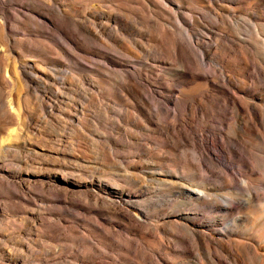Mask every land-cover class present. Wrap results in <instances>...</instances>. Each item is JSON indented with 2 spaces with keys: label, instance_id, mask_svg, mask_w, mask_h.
Segmentation results:
<instances>
[{
  "label": "rangeland",
  "instance_id": "rangeland-1",
  "mask_svg": "<svg viewBox=\"0 0 264 264\" xmlns=\"http://www.w3.org/2000/svg\"><path fill=\"white\" fill-rule=\"evenodd\" d=\"M167 1L0 0V264L20 263L19 250L27 248L25 264H210L213 254L223 264H264V164L250 146L245 155L227 148L223 152L220 146L222 141L242 143L247 131L243 127L252 125L254 114L264 140V0H240L242 8L229 24L213 21L205 0H169L186 13L193 9L197 21L210 28L205 41L211 42L216 33L243 45L239 52L229 53L212 40L204 47L209 50L205 60L186 34L173 27V17L163 12ZM95 12L108 23L104 33L101 25L94 26V34L76 25L75 20ZM121 15H127L128 22L115 31ZM152 20L173 33L160 36ZM188 26V33L196 34L198 27L190 22ZM174 35L194 59L185 70L183 61L170 54H174L171 47L166 49V39ZM138 41L146 51L124 56L121 47ZM233 57L245 64L244 79L236 75V67L223 71L222 79L230 82L233 91L243 80L244 90L238 95L247 109L237 110L233 117L234 106L213 99L209 112L198 109L193 116L190 105L195 99L180 100L176 80L200 73L213 82L205 64L220 68L218 61ZM110 61L123 63L134 75L159 118L174 127L178 147L153 125L136 128L127 110L135 120L136 111L118 103L119 93L125 91ZM32 63L40 69L56 68V80L60 75L67 81L66 87L40 81L32 85L41 90L37 94L51 106L48 109L63 108L67 102L74 106L73 101L83 100L80 94L86 89V95H93L89 104L85 102L88 111L77 116L74 111H60L51 120L41 112L37 99L24 92L19 101L4 105L7 91H19L7 81L21 78L22 66ZM169 84L176 90L173 103L166 101ZM216 89L212 84L198 98L212 99ZM230 96L238 101L234 93ZM22 104L30 117L24 123L17 119ZM77 117L84 120L81 125L74 122ZM134 133L141 134L136 135L138 140L131 136ZM3 142L26 144L6 152L1 150ZM114 144L120 146L116 152ZM201 150L205 157L218 159L224 172L198 166ZM69 159L89 166L81 171L59 165ZM36 172L42 182H36ZM165 178L192 195L160 182ZM67 180L74 187L65 194L61 188ZM85 191L99 199H86ZM182 223L192 230L180 228Z\"/></svg>",
  "mask_w": 264,
  "mask_h": 264
},
{
  "label": "bare ground",
  "instance_id": "bare-ground-1",
  "mask_svg": "<svg viewBox=\"0 0 264 264\" xmlns=\"http://www.w3.org/2000/svg\"><path fill=\"white\" fill-rule=\"evenodd\" d=\"M205 2L210 3V5L207 6V8L210 9V12L213 13L215 22L217 21H221L223 23L229 24L231 19L234 18L235 16V12L240 10L242 7L240 6V0H205ZM166 3V2H165ZM164 3V4H165ZM168 3V4H167ZM167 3L163 6V12H166L167 15L173 17V19L176 21V24H173V27L177 30H180L182 32H184L187 36L188 42L196 48L199 49V54L201 57V60H205L206 58H208V54H209V50L204 49V47H208L209 43L215 42L216 47L221 48L229 53H231V51L233 52H239V48H242L243 45L241 42L237 41L234 42L232 39L229 38V35H227L226 37L223 36H218V34H212L211 35V42L210 41H205V37L210 35V28H206L201 22L197 21L198 19L192 14L194 13L193 9H187L186 13L184 11L185 8H183L180 4L175 3L174 1H167ZM232 4H237L238 6L236 8L232 7ZM204 8V7H203ZM233 11V12H232ZM125 20V22H124ZM128 22V16L126 15H121L120 18H116V24L118 27H115V31H121V29H123V27H126V24ZM152 22H154L156 24L157 29L159 31V35H167L170 33H173V30L170 28L165 27L164 24L159 23V21L157 20H152ZM189 22L192 24H195L198 27V30L196 32V34L191 35L190 33H188V25ZM75 23L78 27L82 28L85 27L88 29L89 34H94V26L97 25H101L102 27V32L104 31V29L107 28V22L104 21L102 19V17L100 16V14H97L95 12V14H89L88 16H81V18H79L78 20H75ZM104 33V32H103ZM116 36V35H115ZM231 37V36H230ZM241 40V39H239ZM100 42L102 44L107 45L104 41L100 40ZM166 49H169L171 47V51L174 52V54L170 53L171 55H173L174 57H179V59H181L183 61L182 63V68L183 70L187 69L189 67V65H191V63L194 62V59L192 58V56L189 54L188 50L180 47V43H178L176 36H172L169 39H166ZM125 53H123L124 56H138L139 54L137 53L138 51H146V48L144 47V45L138 41L135 42L134 45H127L125 44V46L121 47ZM88 52V51H87ZM235 57L226 60L222 63H220L218 61L217 65L220 68H216L213 65L210 64H205V66L207 67L208 70H210L212 72V78H213V82L206 80L200 73H194L192 74L189 79L187 78H181V79H177L176 81L178 82V85L180 87V89H178V95L180 100L182 101H189L190 98L195 99L194 102H191L190 107L193 110V116H195L198 113V109H203L204 111L209 112V106L212 105L211 100L216 99L219 102H223L224 105L229 103L231 104V106H234L236 109L234 112L231 113V116L235 117V112L237 110H242L245 111V109H247L248 106L245 105V102L242 98V95H238L239 92L244 90V86H243V80L240 81L238 83V86L236 89H230L231 85L229 81H226L224 79H222V73L223 71H227V69L232 68V67H236V75L242 77L244 79V75L246 74V66L244 63H238L235 61ZM190 61V62H189ZM109 64H111L115 70L116 73H118L120 75V80H119V85L121 88H123V90L125 91V95H122L119 93V98H117V100L119 101L118 103H121L122 105H126V107L132 108L136 111L137 114L136 117L138 118L137 120H135L134 115H132V113H130V110L128 112V117L130 116L132 121H136L137 122V127L139 130H145L147 126H155L158 130H161V132L166 135L167 139L169 140V143L171 145H173L174 147H178L179 146V142L177 140V135L174 133V127L172 125H170L169 123H165L162 119L159 118V111L158 109H153L152 108V104L150 103V101L148 100V98L145 96L144 94V89L141 85H139L138 83H136L134 81V75L131 74L130 75V71L122 64H120L119 62H112L110 61ZM61 69V68H60ZM197 72V71H196ZM29 73V74H28ZM56 73H58V71L56 70V68H52L49 67L47 65H44L43 69L38 68L34 63L28 65V66H22L21 68V78H19L18 80H9L7 81L8 84H11L12 86H18L19 87V91L15 92L13 90L7 91V96L4 102V105H11L12 103H15L16 101H19L21 98V94L24 93H28L32 96H34L37 99V106L39 107V109L41 110V112L44 114V116H49V119L52 120L53 116L54 117H58L57 114L55 113H66V114H71L72 111H74L75 115L77 116L78 114H82L84 112L88 111L87 108V104H85L86 101H89L93 98L92 94H85L86 89H82V94H80V96L82 97V101L81 102H77L76 100L73 101L74 106L71 105V103L69 104H64V107L61 108H54L52 107L51 109H48V107H51L50 105H46L45 102H43L42 98H41V94H37L38 92H41V90H38L36 88H34L32 85L36 84L37 81L42 82L44 85H50V86H54L57 83H61V85H63L64 87H66V83L67 81L63 78V76H60V80L59 82L56 80ZM211 79V78H210ZM199 81V83H197L195 86H192L190 88H188V85L193 83V82H197ZM7 84V87H8ZM213 84V86L217 87L218 89L216 94L212 95V99H203V98H198V96H201L204 91V89L206 87H210ZM234 85V84H233ZM16 90V89H15ZM213 90V89H212ZM167 91L169 92V95L166 97V101L168 103H173L175 98L174 92H176V90H174V88L172 87L171 84L168 85L167 87ZM58 93H61L60 90L58 91ZM81 93V92H80ZM235 94L238 97V101H233L231 98V94ZM210 95V94H209ZM114 98V97H113ZM115 99V98H114ZM62 100V99H61ZM22 101V100H21ZM65 102V100L63 101ZM248 104V103H247ZM251 105L255 108V111H259V108L256 109V104L255 103H251ZM24 105H21V111H19L17 119L21 120L22 123H24V120L30 118L29 115H27L24 111ZM61 111V112H60ZM254 111V112H255ZM6 114H8V116L14 121V116L11 115V113L7 110L5 111ZM23 114V115H22ZM65 114V115H66ZM253 114V113H251ZM254 118L255 121H252V125L249 128L243 127L244 129H246L247 131L245 132L244 135V140L242 143H240L239 141L237 142L235 140V143L233 144H225L224 141H222L220 143L221 148H223V152H225L224 150L227 148L228 150L232 151L235 150L236 152H238V154L241 155H245L247 154V147H252L256 150V152L258 153V155L261 156V161L264 164V140L262 139L260 133L257 131V127L259 126L258 124V117L254 114ZM142 118V122L141 123V119ZM222 118H225V115H223L222 117H219L220 123H222ZM191 120H193L192 118H190ZM55 120V119H54ZM83 119H80L79 117L76 118V120L74 121L76 124H82L83 123ZM36 133V131L33 132V134ZM136 135H140L141 134H131L132 137H134L135 139L137 138ZM194 135L197 139V141L199 142V145L202 146V148H205V142L202 143L200 142L202 139L200 138V136L196 133V131L194 132ZM140 136L137 138V140L140 138ZM133 138V140H135ZM10 138H6V140H9ZM52 142V141H51ZM25 142L23 143H16V142H3L1 143V150L4 151H9L11 150V148H17L18 147H23L25 146ZM213 148H216L215 144L213 141H210L209 143ZM115 148H113V151L116 152L117 149L120 148V146H118L117 144H114ZM231 148H230V146ZM230 148V149H229ZM220 150V149H219ZM222 152V151H221ZM222 152V153H223ZM229 152V151H228ZM60 151L57 152V154L59 155ZM224 155V153H223ZM62 160L65 159L64 157H61ZM224 158V157H223ZM225 158L228 159V156L225 154ZM110 159V158H109ZM61 160V159H60ZM61 160V161H62ZM65 161V160H64ZM62 164H59L60 166H65L66 165H71L73 167V169H78L81 171H86L88 168V164H81L79 163V161L76 160H71L69 159L66 162H64ZM69 162V163H68ZM118 162L119 161H115ZM0 164H2V160L0 158ZM198 166L203 167V168H207V167H212L214 169H216L218 172H224V165L218 160V159H213L210 157H205L204 153L202 152V150L200 152H198ZM55 166V165H54ZM221 166V167H220ZM48 170H53L51 168H48ZM46 172V171H45ZM44 173V172H43ZM47 173V172H46ZM227 173V170H226ZM41 173L40 172H36L37 178L38 180H36V182H42V179L39 178V175ZM229 176V174H228ZM83 182H86L87 180H85L84 178H82ZM160 182L163 183H169L171 186H176L179 188V193L183 194L186 193V195H192V191L188 190L187 188H184L181 184H179L177 181L175 180H171V179H161ZM226 183V182H225ZM226 185V184H225ZM117 187L122 188V186L120 184L116 185ZM73 184L71 183V181L67 180V182L65 183V186H63L61 188V190L65 193L68 194L70 193V191L73 189ZM226 187V186H225ZM79 194H82L79 193ZM83 195L86 199L88 200H92L95 199V197L97 199L98 195H94L91 191H85L83 192ZM234 194H229L230 197H233ZM136 196L132 197L135 198ZM65 198H68L67 196H65ZM131 199H128V201H130ZM200 200V199H199ZM133 202V201H132ZM91 228L94 229V231H96V229L99 230V227H94L93 225H91ZM178 226L180 228L186 229V230H192L188 224L182 223L181 225L178 224ZM104 229V228H103ZM107 231V234H112V231H109L108 229H105ZM107 236V235H105ZM24 246V244H23ZM27 247V246H25ZM20 253H18V257L20 258V263L18 264H25V262L27 261L28 255L27 253L25 254V251H29V249L27 248L24 250H19ZM24 251V252H23ZM208 262L210 264H223L222 261L220 260V257L216 254H213L210 256V258H208ZM233 263H235V261H233Z\"/></svg>",
  "mask_w": 264,
  "mask_h": 264
}]
</instances>
